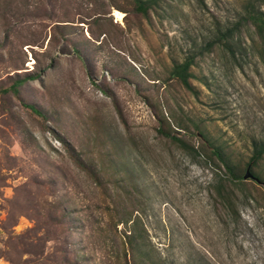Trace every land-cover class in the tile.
<instances>
[{
	"label": "rangeland",
	"instance_id": "374dc122",
	"mask_svg": "<svg viewBox=\"0 0 264 264\" xmlns=\"http://www.w3.org/2000/svg\"><path fill=\"white\" fill-rule=\"evenodd\" d=\"M133 1H97L105 14L97 26L88 0H0V94L18 76L55 61L19 97L0 95V264H64L61 258L74 252L85 254L86 264L114 258L131 225L115 229L118 218L107 211L114 206L46 129L86 153L89 119L119 138V156L140 191L136 231L154 263L264 264L263 187L251 181L257 187L250 186L239 223L224 225L211 166L163 139L155 114L161 106L167 119H189L233 164L249 162L254 145H264V65L254 51L260 41L242 22L256 0H161L147 18L131 10ZM56 25L64 26L66 41ZM232 30L234 55L220 45L208 48ZM190 57L194 93L170 78L173 66ZM191 129L190 141L203 143ZM256 173L264 177V159ZM58 203L67 206L65 227L50 211Z\"/></svg>",
	"mask_w": 264,
	"mask_h": 264
},
{
	"label": "trees",
	"instance_id": "16d2710c",
	"mask_svg": "<svg viewBox=\"0 0 264 264\" xmlns=\"http://www.w3.org/2000/svg\"><path fill=\"white\" fill-rule=\"evenodd\" d=\"M97 1L102 0H88L89 3L92 2L94 4L92 6L93 9L88 13V18L92 20L94 25L104 26L103 19L105 14L103 15V13H100L103 7L97 4ZM160 1L161 0H135L129 6L133 12L147 18L149 13L157 8ZM129 6L127 5V8ZM117 10L125 13L127 11L126 8L120 6H117ZM242 22L254 28L261 44L254 45L255 55L259 57L264 65V1L256 0V2H249L245 8V16ZM55 27L57 34L61 32L59 37L66 41L67 38L60 28L64 26L56 25ZM237 30L238 26L235 27L234 31ZM234 31H227L223 34L220 33L216 40L207 45L208 48L213 49L215 46L220 45L230 50L234 55L230 48L233 42H235ZM9 42V32H6L5 44H9ZM55 43L57 44L58 41ZM26 45L36 46L34 43H28ZM5 46L7 45H4V47ZM66 51V49H61L60 53L66 54ZM74 51L76 54L79 53V51L75 49ZM19 52L20 50L17 51V53ZM14 63L15 62H12V64ZM53 63L55 64V61H52L48 67L43 68L41 71L24 73L28 74L25 77L20 78V76H18V79H16L10 87L5 90L3 89L1 94H12L15 97H19L21 88L29 82L40 80L54 68L55 65ZM193 66L194 58L190 57L182 64L173 66V70L170 73L171 80L177 81L183 89L190 93H194V89L191 86V79L193 78L191 70ZM127 76H129L128 73ZM24 106L33 114L42 118L43 121H47V116L34 105ZM155 114L160 123L157 132L163 139L170 141L177 150L193 159L196 163L203 164L204 166L209 164V166H211L215 181L212 185V197L215 203V210L224 225L238 224L243 202L252 200L249 198L250 186L257 187L256 184L251 181L244 182V171L251 166L250 172L253 176L261 182H264V177L256 173L259 163L264 159V145H254L253 155L247 164L244 166L235 165L229 160L224 151L217 148L206 134L201 131L198 126H194L189 119H179L172 115L167 119L161 106L157 107ZM97 123L98 121L96 119H89L86 123V130L89 135L85 140L92 142L90 144V151L86 153L78 152L76 148L74 149L73 146L56 131L50 130L47 127L46 129L51 131L55 139L61 142L64 151H66L72 159L74 165L91 178L93 183L101 189L103 195L114 206L112 210L107 209V211L118 218L115 229L117 226L123 225L127 228L131 225L129 231L120 234L122 239L120 238V244L115 249L116 253L114 258H108L107 256V258L103 260L104 263L101 264H156L152 258L153 252L147 250V245L143 237L138 236L136 231L137 222H135L133 217L138 213L137 208L139 206L138 197L140 196V191L134 183L133 175L125 164V159L119 156L120 147L116 144L119 138L116 135L113 136L109 130ZM191 126H193L196 131L200 132L203 143L200 142L198 146L190 141L194 137V133L191 132ZM175 132L184 134V136L181 138L173 135L172 133ZM185 137H187L188 140ZM197 137H199V135H197ZM58 204L57 207L50 211L55 213V216L58 217L59 226L65 227L64 222L67 224V220H65L67 217L64 213L67 212L65 208L67 206L61 203ZM69 229L71 230V228ZM74 254L73 258L64 259L62 257L61 259L64 260V264H86V259L82 258L85 254L81 257H78L76 252H74ZM57 259L58 262H60V259ZM90 260L91 259L87 260L89 264H91Z\"/></svg>",
	"mask_w": 264,
	"mask_h": 264
},
{
	"label": "water",
	"instance_id": "95a60500",
	"mask_svg": "<svg viewBox=\"0 0 264 264\" xmlns=\"http://www.w3.org/2000/svg\"><path fill=\"white\" fill-rule=\"evenodd\" d=\"M115 14L118 13L119 15H121L119 12L115 11L114 12ZM199 137L201 138L200 134H199ZM202 139V138H201ZM243 180L244 181H254L255 183H257L258 185L262 186L263 187V190H264V182H261L259 179H257L256 177L253 176V174L250 172V168H248L246 170V173L243 177Z\"/></svg>",
	"mask_w": 264,
	"mask_h": 264
},
{
	"label": "crops",
	"instance_id": "0c3cea01",
	"mask_svg": "<svg viewBox=\"0 0 264 264\" xmlns=\"http://www.w3.org/2000/svg\"><path fill=\"white\" fill-rule=\"evenodd\" d=\"M4 236L3 231L0 229V237Z\"/></svg>",
	"mask_w": 264,
	"mask_h": 264
}]
</instances>
